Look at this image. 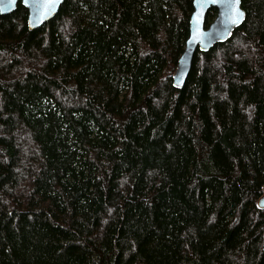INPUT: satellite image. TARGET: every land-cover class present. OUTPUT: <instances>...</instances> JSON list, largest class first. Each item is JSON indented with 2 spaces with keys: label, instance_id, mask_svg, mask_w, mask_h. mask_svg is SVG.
Here are the masks:
<instances>
[{
  "label": "trees",
  "instance_id": "16d2710c",
  "mask_svg": "<svg viewBox=\"0 0 264 264\" xmlns=\"http://www.w3.org/2000/svg\"><path fill=\"white\" fill-rule=\"evenodd\" d=\"M241 6L180 88L192 0L0 13V264H264V0Z\"/></svg>",
  "mask_w": 264,
  "mask_h": 264
},
{
  "label": "water",
  "instance_id": "95a60500",
  "mask_svg": "<svg viewBox=\"0 0 264 264\" xmlns=\"http://www.w3.org/2000/svg\"><path fill=\"white\" fill-rule=\"evenodd\" d=\"M63 0H0V13L12 12L18 2L27 10L26 24L28 29L36 28L57 12ZM213 7L214 18L205 23L207 11ZM245 12L241 0H192V11L189 15L188 33L184 47L179 55L172 73V85L180 88L190 70L194 53L206 51L217 42L229 38L232 30L244 19ZM259 207H264L263 192L257 201Z\"/></svg>",
  "mask_w": 264,
  "mask_h": 264
},
{
  "label": "bare ground",
  "instance_id": "6f19581e",
  "mask_svg": "<svg viewBox=\"0 0 264 264\" xmlns=\"http://www.w3.org/2000/svg\"><path fill=\"white\" fill-rule=\"evenodd\" d=\"M7 14V13H6ZM23 207V206H22Z\"/></svg>",
  "mask_w": 264,
  "mask_h": 264
}]
</instances>
